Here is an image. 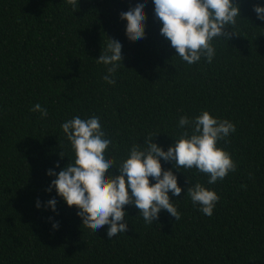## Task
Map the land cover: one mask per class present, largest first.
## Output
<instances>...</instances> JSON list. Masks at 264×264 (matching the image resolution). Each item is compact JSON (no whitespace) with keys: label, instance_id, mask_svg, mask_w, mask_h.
Segmentation results:
<instances>
[{"label":"trees","instance_id":"16d2710c","mask_svg":"<svg viewBox=\"0 0 264 264\" xmlns=\"http://www.w3.org/2000/svg\"><path fill=\"white\" fill-rule=\"evenodd\" d=\"M141 2L77 0L73 10L66 0H0V264H264V20L254 11L264 0H234L241 16L226 30L236 34L212 41L211 63L192 65L161 35L153 0L145 4V38L128 39L121 13ZM109 38L122 44L114 85L96 62ZM36 103L47 117L30 111ZM204 110L235 124L218 146L237 168L208 184L197 169L161 158L183 189L169 193L179 220L161 210L146 224L126 205L128 230L110 240L108 225L93 232L54 187L47 191L56 179L48 171L74 162L61 128L74 116L100 118L112 141L106 158H115L109 174L119 175L134 144L157 134L153 142L167 151L184 131L180 117ZM197 182L220 197L212 216L186 195Z\"/></svg>","mask_w":264,"mask_h":264},{"label":"clouds","instance_id":"9594fccd","mask_svg":"<svg viewBox=\"0 0 264 264\" xmlns=\"http://www.w3.org/2000/svg\"><path fill=\"white\" fill-rule=\"evenodd\" d=\"M75 10L77 0H66ZM142 0L134 8L121 13V19L127 20L126 35L129 40L145 38V4ZM155 16L161 22V35L175 49L176 56L188 65L206 58L211 63L216 49L212 43L215 38L230 40L235 31L237 17L241 16L240 7L234 0H153ZM259 20H264V7L254 6ZM123 59L122 44L109 38L103 49L98 64L107 67L103 79L115 84L112 78ZM110 66V67H108ZM30 111L39 112L41 118L48 116V110L36 103ZM191 126V131L188 127ZM178 127L184 129L175 139V143L165 151L153 140L152 134L146 136L141 146L134 144L128 157L116 167L119 175H110L115 158H106V152L112 143L102 129L100 118L92 115L87 119L74 116L62 123L61 128L70 141L75 153L74 162H69L59 173L53 170L48 175L56 176L47 191L54 187L58 196L69 207L78 209L83 226L98 232L108 225L107 236L111 240L121 232H127L126 205H134L139 210L146 224H152L159 218L161 210H166L176 221L181 214L172 202L169 193L179 197L183 189L178 184V177L172 170H164L161 158L173 162L175 169H197L209 177L208 184L224 180L237 168L231 154L218 146L236 131V126L229 120L214 117L204 110L194 120L188 116L179 119ZM64 157L63 151L60 153ZM56 167H59L57 163ZM150 178L155 180L152 183ZM193 205H199L200 211L212 216L220 197L214 191L197 182L187 189ZM48 205L56 210L57 200L52 198ZM40 202H37L39 208ZM53 228L58 229L59 223Z\"/></svg>","mask_w":264,"mask_h":264}]
</instances>
